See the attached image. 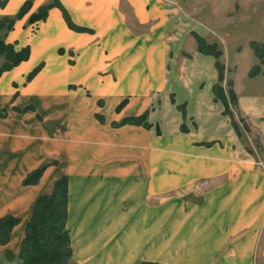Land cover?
<instances>
[{
  "label": "crops",
  "instance_id": "crops-1",
  "mask_svg": "<svg viewBox=\"0 0 264 264\" xmlns=\"http://www.w3.org/2000/svg\"><path fill=\"white\" fill-rule=\"evenodd\" d=\"M26 1L0 0V17ZM61 4L89 30L72 28ZM175 11L163 0H33L7 33L31 52L0 75V217H21L2 264L20 260L6 250L18 255L37 198L65 174L80 264H264V97L238 100L253 149L215 98L216 58L173 26Z\"/></svg>",
  "mask_w": 264,
  "mask_h": 264
},
{
  "label": "trees",
  "instance_id": "trees-1",
  "mask_svg": "<svg viewBox=\"0 0 264 264\" xmlns=\"http://www.w3.org/2000/svg\"><path fill=\"white\" fill-rule=\"evenodd\" d=\"M33 0H27L21 10L15 15H4L0 17V57L5 61L0 68V75L15 65H18L30 56V47L26 46L17 49L14 43L6 40L7 33L12 30L18 19L23 17L31 8ZM58 2L42 5L30 16L31 22H37L48 16L49 9ZM68 24L78 30H89L73 22L69 12L61 4ZM198 47L202 52L212 54L216 58L218 68V78L214 84V95L225 105V112L230 115L233 125L236 118L231 104H236L237 95L234 90L228 92L223 84L225 80V67L219 61L222 51L217 48L216 43H210L204 36L198 37ZM256 54L261 58L264 65V42H252ZM256 64L251 69V76L264 71V66ZM41 66L36 68L30 75L31 78ZM6 110L0 108V116L6 114ZM235 125V126H236ZM186 130V129H184ZM46 166L39 167L31 171L24 179L25 184H37L43 175ZM69 177L62 175L55 181L52 192L41 194L33 207L32 214L26 223L25 236L21 242L18 255L10 248L6 250V255L10 260L19 261L16 264H78L71 261L73 257L72 238L67 227L69 217ZM21 222V217L15 214H6L0 217V243H9L14 227ZM0 264L2 261L0 260ZM136 264H164L157 261H140Z\"/></svg>",
  "mask_w": 264,
  "mask_h": 264
},
{
  "label": "rangeland",
  "instance_id": "rangeland-1",
  "mask_svg": "<svg viewBox=\"0 0 264 264\" xmlns=\"http://www.w3.org/2000/svg\"><path fill=\"white\" fill-rule=\"evenodd\" d=\"M163 1L176 9L178 17L176 23L173 21L174 27L182 26L185 30H191L197 42L199 36H204L222 51L219 61L225 67L223 84L227 92L230 89L235 91L237 102L232 103L231 107L241 126L248 130L242 139L251 148H260L258 138L255 141L250 139L251 130L247 128L250 126L247 120L249 115L241 112L238 100L240 96L246 95L264 97V71L254 76L250 74L256 64L263 65L252 42H264V0ZM258 137L261 138L260 135ZM71 261L78 263L73 257Z\"/></svg>",
  "mask_w": 264,
  "mask_h": 264
}]
</instances>
